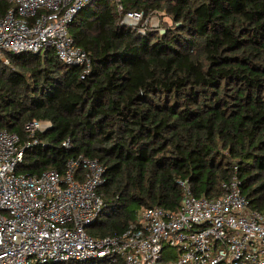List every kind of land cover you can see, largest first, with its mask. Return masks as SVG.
Returning a JSON list of instances; mask_svg holds the SVG:
<instances>
[{"label": "trees", "instance_id": "1", "mask_svg": "<svg viewBox=\"0 0 264 264\" xmlns=\"http://www.w3.org/2000/svg\"><path fill=\"white\" fill-rule=\"evenodd\" d=\"M120 2L174 24L141 34L116 0H95L69 27L89 73L54 50L0 65V126L24 149L16 173L97 160L104 207L87 232L98 238L121 235L142 210H178L180 182L219 198L236 170L250 209L264 211V0ZM9 8L0 0V18ZM35 121L51 128L31 137Z\"/></svg>", "mask_w": 264, "mask_h": 264}, {"label": "built area", "instance_id": "2", "mask_svg": "<svg viewBox=\"0 0 264 264\" xmlns=\"http://www.w3.org/2000/svg\"><path fill=\"white\" fill-rule=\"evenodd\" d=\"M6 1L0 65H10V56L54 50L66 65L89 73L91 58L75 45L69 27L95 0ZM116 1L122 24L141 34L164 33L161 13L126 12ZM50 128L49 121H35L25 130L33 137ZM20 143L19 135L0 126V264H264V211L250 209L237 170L219 198L197 197L180 182L178 210H142L121 235L98 238L87 230L104 207L100 163L78 156L63 174H18L24 159Z\"/></svg>", "mask_w": 264, "mask_h": 264}, {"label": "rangeland", "instance_id": "3", "mask_svg": "<svg viewBox=\"0 0 264 264\" xmlns=\"http://www.w3.org/2000/svg\"><path fill=\"white\" fill-rule=\"evenodd\" d=\"M158 19L160 30L168 29L174 24L172 19L166 13L158 14Z\"/></svg>", "mask_w": 264, "mask_h": 264}, {"label": "water", "instance_id": "4", "mask_svg": "<svg viewBox=\"0 0 264 264\" xmlns=\"http://www.w3.org/2000/svg\"><path fill=\"white\" fill-rule=\"evenodd\" d=\"M124 25V24H123Z\"/></svg>", "mask_w": 264, "mask_h": 264}]
</instances>
